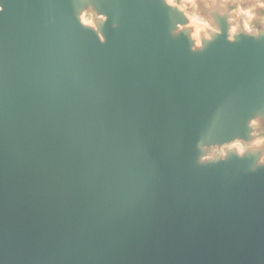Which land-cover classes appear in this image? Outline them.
I'll use <instances>...</instances> for the list:
<instances>
[{
  "label": "water",
  "instance_id": "water-1",
  "mask_svg": "<svg viewBox=\"0 0 264 264\" xmlns=\"http://www.w3.org/2000/svg\"><path fill=\"white\" fill-rule=\"evenodd\" d=\"M0 264H264L258 0H0Z\"/></svg>",
  "mask_w": 264,
  "mask_h": 264
},
{
  "label": "clouds",
  "instance_id": "clouds-1",
  "mask_svg": "<svg viewBox=\"0 0 264 264\" xmlns=\"http://www.w3.org/2000/svg\"><path fill=\"white\" fill-rule=\"evenodd\" d=\"M258 4H259V7L264 8V0H258ZM254 7H255V6H254ZM242 13H243L245 16H247V17L249 18V20L254 16L253 8H250V9H247V10H242ZM249 20H245V22H244V27H245V29H246L247 31L251 32V31H252V27H251V25H250V23H249ZM205 27H211V26L206 24ZM237 27H238V26H237L236 24H233V25H232V28H231V32H232V33H235V32L237 31ZM198 31H199V29L197 30V32H198ZM257 34H258V33H257ZM192 35H193V37H196V36H197V33L194 32ZM206 35H207V34H206ZM208 38L211 39L210 36H209ZM229 38L231 39L232 37L230 36ZM196 44H197V46H199V44H200V40H199L198 38L196 39ZM253 123H255V121H253ZM239 152H240L241 155L243 154V152H244V148H243V146L240 147Z\"/></svg>",
  "mask_w": 264,
  "mask_h": 264
},
{
  "label": "rangeland",
  "instance_id": "rangeland-1",
  "mask_svg": "<svg viewBox=\"0 0 264 264\" xmlns=\"http://www.w3.org/2000/svg\"><path fill=\"white\" fill-rule=\"evenodd\" d=\"M197 0H185V2H188V3H191V4H194ZM201 19V18H199Z\"/></svg>",
  "mask_w": 264,
  "mask_h": 264
}]
</instances>
